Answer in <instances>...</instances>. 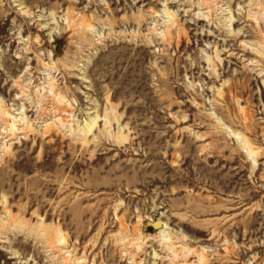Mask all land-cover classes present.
Masks as SVG:
<instances>
[{"label": "rangeland", "instance_id": "1", "mask_svg": "<svg viewBox=\"0 0 264 264\" xmlns=\"http://www.w3.org/2000/svg\"><path fill=\"white\" fill-rule=\"evenodd\" d=\"M0 264H264V0H0Z\"/></svg>", "mask_w": 264, "mask_h": 264}, {"label": "bare ground", "instance_id": "2", "mask_svg": "<svg viewBox=\"0 0 264 264\" xmlns=\"http://www.w3.org/2000/svg\"><path fill=\"white\" fill-rule=\"evenodd\" d=\"M238 137V136H237ZM242 141L244 142V140L242 139ZM243 147L245 148V149H247V145L246 144H244L243 143ZM157 226L159 225V223H155Z\"/></svg>", "mask_w": 264, "mask_h": 264}]
</instances>
